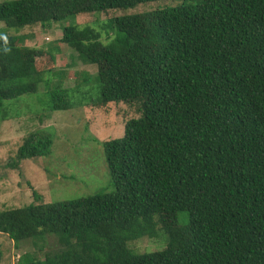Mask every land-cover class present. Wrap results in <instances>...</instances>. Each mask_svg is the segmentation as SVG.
Returning a JSON list of instances; mask_svg holds the SVG:
<instances>
[{"label": "trees", "instance_id": "obj_1", "mask_svg": "<svg viewBox=\"0 0 264 264\" xmlns=\"http://www.w3.org/2000/svg\"><path fill=\"white\" fill-rule=\"evenodd\" d=\"M142 4L164 7L63 29L60 43L98 67L92 106L131 117L104 143L113 192L0 211V233L35 248L18 264H264V0H12L0 23L19 32ZM4 36L0 121L49 76L51 110L72 109L52 50ZM52 145L32 132L11 165ZM159 234L161 251L130 247Z\"/></svg>", "mask_w": 264, "mask_h": 264}, {"label": "rangeland", "instance_id": "obj_2", "mask_svg": "<svg viewBox=\"0 0 264 264\" xmlns=\"http://www.w3.org/2000/svg\"><path fill=\"white\" fill-rule=\"evenodd\" d=\"M8 1L12 0H0V4ZM176 5L175 2L167 3V6ZM159 7L164 4H142L134 9L114 10L100 16L69 17L45 26L26 27L19 32L0 23V33L6 31L18 38L21 45L52 50L55 66L58 71L65 72L62 76L64 87L74 89L71 92L74 107L67 111H52L50 108L52 85L49 81L54 84L59 80L58 76H49L48 82L42 83L37 93L24 95L10 104L9 119L0 121V211L39 202H68L114 191L104 143L123 135L125 123L131 115L127 116L123 104L105 109L92 106L99 96L98 67L84 64L78 53L61 44L60 39L63 29L68 26L82 28L94 24L100 28L111 18L150 12ZM41 66L44 70L50 68L46 64ZM84 79L87 80L85 83ZM37 130L52 137L50 154L24 160L18 167H13L11 164L19 147ZM187 217L185 213L180 214L181 225L188 220ZM130 247L139 253L161 251L167 247V236L159 234L155 238H144L132 242ZM34 250V246L28 243L16 248L7 235L0 233V264H18L23 255Z\"/></svg>", "mask_w": 264, "mask_h": 264}, {"label": "clouds", "instance_id": "obj_3", "mask_svg": "<svg viewBox=\"0 0 264 264\" xmlns=\"http://www.w3.org/2000/svg\"><path fill=\"white\" fill-rule=\"evenodd\" d=\"M0 38L4 39L5 40V43H7V37L6 36L0 37Z\"/></svg>", "mask_w": 264, "mask_h": 264}]
</instances>
